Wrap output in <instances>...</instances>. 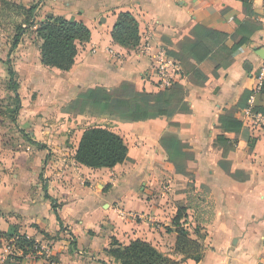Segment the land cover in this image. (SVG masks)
I'll list each match as a JSON object with an SVG mask.
<instances>
[{
  "label": "crops",
  "instance_id": "0c3cea01",
  "mask_svg": "<svg viewBox=\"0 0 264 264\" xmlns=\"http://www.w3.org/2000/svg\"><path fill=\"white\" fill-rule=\"evenodd\" d=\"M45 1L50 4L55 0ZM61 1L70 7H57L48 14L83 22L90 39L78 45L74 64L67 71L44 67L37 51L39 67L35 68L51 70L46 82L35 81L41 84L36 86L38 103L44 87L60 104L84 89H110L123 81L154 92L151 67L155 52L174 49L195 24L232 33L237 19L253 21L257 29L250 42L233 54V60L218 70L217 77L212 75L215 65L209 59L190 61L209 78L203 86L178 78L188 88L185 102L189 113L137 122L115 116L113 125L105 127L124 138L129 159L111 168H89L74 160L84 128L75 127L70 149L62 131L68 124L75 126L74 121L40 127L39 119L34 123L35 115H27L31 124L24 133L44 142L49 150L28 142L13 127L14 140L0 141V264H4L3 244L10 225L46 248L48 257L55 258L51 264H103L101 252L109 247L112 237L121 244L136 238L147 241L177 264H264V131L249 132L255 138L251 149L244 140L234 142L233 134L225 133L233 146L225 157L215 141L222 133L216 127L219 114L235 106L241 94L256 84L264 57V0H251L255 16L244 12L241 0ZM119 12H129L138 22L140 40L134 48H124L111 38ZM235 115L242 120L239 109ZM5 121L0 118V125ZM5 123L14 126L8 120ZM170 123H177L178 128ZM168 130L178 131L195 151L190 165L194 186L196 191L205 190L211 200V217H204L205 211L198 205L189 206L183 224L192 238L197 239L198 233L203 236V255L198 262L182 259L174 251L172 219L178 207L187 205L184 190L188 178L174 172L159 145L160 136ZM219 161H224L235 177L226 174ZM46 195L59 205L63 227L75 237L76 249L69 248L60 232ZM128 211L143 217L131 218ZM21 264L46 262L37 257Z\"/></svg>",
  "mask_w": 264,
  "mask_h": 264
},
{
  "label": "trees",
  "instance_id": "16d2710c",
  "mask_svg": "<svg viewBox=\"0 0 264 264\" xmlns=\"http://www.w3.org/2000/svg\"><path fill=\"white\" fill-rule=\"evenodd\" d=\"M241 1L244 12L249 16H255V11L250 7L251 0ZM36 8L37 4L26 10L30 18L25 21L30 25H32L31 18L35 16L33 11ZM235 20L237 27L232 33L197 23L192 27L189 35L183 37L174 49L166 48L164 50L169 57L182 66V77L188 83L203 86L209 78L200 68L192 65L191 60L200 63L209 59L215 65L212 75L217 77L219 76L218 70L224 69L233 60V54L241 46L250 42L257 29V24L249 20ZM34 26V33L40 39V63L44 67L57 68L62 71L69 70L74 64L78 45L90 39V30L83 22L59 15L46 16L38 25L33 24ZM23 34L24 29L19 26L13 36L11 45L6 50L8 56L17 47ZM111 38L114 43L124 48L136 47L140 36L138 22L135 17L129 12H119L111 30ZM8 56L3 59L7 67V78L5 80L7 88L13 94L12 99L15 106L11 110L12 114L4 115V117H6L5 120L12 122L18 128L17 114L21 107L18 93L19 81L17 72ZM250 94V90H245L237 104L229 109H224L217 118L216 127L222 133L216 136L215 141L222 146L224 157L233 148V146H229L225 133H232L234 142L244 140L249 149L255 143V138L250 135L248 128L235 115L238 109L246 106ZM187 95V86L178 80L173 81L164 90L154 92L144 89L138 90L132 82L123 81L118 86L110 89L101 86L84 89L65 103L61 111L71 114V116L93 115L100 111L108 116H116L131 122H137L159 116L172 117L176 113H189L190 110L185 102ZM254 103L255 109L264 113V93L257 94ZM170 126L178 128L177 123H170ZM19 131L22 132L28 142L49 150L44 142L34 141L26 133ZM158 142L166 154V160L172 164L174 172L188 178L187 188L184 192H197L194 186V175L190 171V165L195 159V151L181 139L178 131L168 130L164 132ZM50 156L48 154L47 158ZM73 158L77 163L89 168H111L129 159L128 147L124 138L108 127L88 126L81 133ZM219 164L226 174L235 177L224 161H219ZM46 198L50 200L51 209L60 224V232L68 240L69 248L71 250L76 249L75 237L65 232L63 227L58 213L59 205L49 195H46ZM189 206H191L190 196L187 197V205L178 207L172 219V225L176 233L174 251L180 254L182 259H192L198 262L203 255L204 248L200 240L203 236L198 233L197 239L192 238L189 230L183 225L186 210ZM5 237L7 241L13 240L21 255L8 257L4 264H21L26 261L25 256L27 254H36L39 251V243L31 237L19 233L16 226L10 225ZM101 258L103 264H177L176 260L159 251L151 243L138 238L130 240L127 244H121L112 237L109 247L101 252ZM44 259L46 264L55 262V258L52 257Z\"/></svg>",
  "mask_w": 264,
  "mask_h": 264
},
{
  "label": "rangeland",
  "instance_id": "374dc122",
  "mask_svg": "<svg viewBox=\"0 0 264 264\" xmlns=\"http://www.w3.org/2000/svg\"><path fill=\"white\" fill-rule=\"evenodd\" d=\"M36 4L37 8L33 11L35 16L31 18L32 25H30L25 21L30 18L26 13V10ZM57 7L68 8L70 6L61 0H55L50 2V4H47L45 0H0V118L5 120L6 117H4V115H11V110L15 106V102H13L12 99L13 94L11 90L7 88L5 80L7 78V67L3 59L8 56L6 50L11 45L13 36L20 26L24 29V34L22 35L17 47L11 51L8 56L17 72V78L19 81L18 92L21 100V107L17 114V127L23 132L26 128H29L31 121L28 120L27 115H35L34 123L37 119H39L41 124L40 127H49L53 125L56 127L59 126L58 124L60 122L62 123L67 121L70 123L71 121H74L73 123H75V126L68 124L65 126L66 128H63L62 130L64 132L65 144L68 149H70L72 148L75 139V127L85 128L94 125L112 126L114 116H108L98 111L93 115L83 114L80 116L72 115L73 117L69 116L67 118L63 117L61 115L66 114L61 111L64 104H60L57 99L54 100L50 98V92H47L46 87L41 89L44 92L43 95H41L42 100L39 103L36 102V86L41 84H35V81L41 80L43 83L46 82L47 75L51 70L43 68L40 71L38 68H35L39 67L37 64V51L39 50L40 39L36 37L34 33L35 26L33 27V24L38 25L40 21L45 19L48 12L56 11ZM29 67L32 69L31 71H27ZM76 117L77 119L74 120ZM5 122L0 125V141L2 142L6 140H14V134H12L11 129L15 126L6 125ZM43 130L44 128L42 131ZM188 196L191 197L192 207L198 205L200 211L202 209V211H205L204 217H211V200L205 190L200 189L197 192H188L187 197ZM4 245L5 243L3 244V252ZM39 249L41 251V255L37 256V253H29L27 255L48 258L49 253L46 248H41L40 245ZM33 259L34 257L28 258V260Z\"/></svg>",
  "mask_w": 264,
  "mask_h": 264
},
{
  "label": "built area",
  "instance_id": "2783aa9c",
  "mask_svg": "<svg viewBox=\"0 0 264 264\" xmlns=\"http://www.w3.org/2000/svg\"><path fill=\"white\" fill-rule=\"evenodd\" d=\"M264 50V47H263ZM182 68L176 60L169 57L164 50H157L154 54V59L152 61L151 72L153 73L154 80V88L156 91L164 90L169 87L171 83L175 80H178L182 76ZM259 93H264V57L261 61V64L258 68L256 74V84L251 90V94L247 100V104L245 107L239 109V113L241 114V122L245 125L249 132L264 131V113L255 109V97ZM127 215L131 218H142L143 215L128 211ZM120 214H124L123 211L120 210ZM40 248V245H38ZM41 248H43L41 246ZM21 255L20 250L14 245L13 240H5L4 252L2 260L5 261L8 257L11 256H19ZM41 255V251L37 252V256ZM36 256L26 255L25 259Z\"/></svg>",
  "mask_w": 264,
  "mask_h": 264
},
{
  "label": "water",
  "instance_id": "95a60500",
  "mask_svg": "<svg viewBox=\"0 0 264 264\" xmlns=\"http://www.w3.org/2000/svg\"><path fill=\"white\" fill-rule=\"evenodd\" d=\"M48 16L50 17L51 15L50 14H48ZM264 51V50H263Z\"/></svg>",
  "mask_w": 264,
  "mask_h": 264
}]
</instances>
